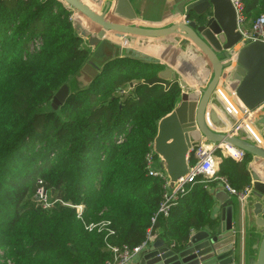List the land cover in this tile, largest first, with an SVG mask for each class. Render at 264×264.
<instances>
[{"label":"trees","instance_id":"obj_1","mask_svg":"<svg viewBox=\"0 0 264 264\" xmlns=\"http://www.w3.org/2000/svg\"><path fill=\"white\" fill-rule=\"evenodd\" d=\"M242 2L251 26L264 0ZM34 39L40 44L30 50ZM88 55L62 3L0 0V264H105L106 245L133 249L151 234L177 247L217 224L211 179L199 178L167 217L157 214L165 190L147 175L145 155L181 93L157 78L160 66L113 61L58 111H44ZM248 160L222 159L215 176L243 191ZM39 187L46 209L35 201ZM62 204H82L81 217ZM101 222L112 235L85 229Z\"/></svg>","mask_w":264,"mask_h":264},{"label":"water","instance_id":"obj_2","mask_svg":"<svg viewBox=\"0 0 264 264\" xmlns=\"http://www.w3.org/2000/svg\"><path fill=\"white\" fill-rule=\"evenodd\" d=\"M57 1L74 12L71 16L74 30L84 39L83 48L91 50L70 85L81 76L87 83L92 82L108 63L128 58L162 67L157 78L162 82H177L181 88L172 110L157 120L151 143L169 188H174L177 180L187 175V155L201 143L225 144L242 151L264 173L263 147L244 139L243 131L233 136L212 131L208 126H222L214 107L227 116L214 96L220 86L240 112L242 107L249 111L260 108L251 126L264 143V44L242 38L229 0H181L172 19L145 25L123 23L108 15L111 11L113 15H121L119 9L123 7L124 14L132 19L134 14L128 0H105L102 5L101 0ZM90 4L95 8L101 5V9L97 11ZM139 47L169 57L175 68L141 52ZM109 49L113 54L105 58L103 53ZM178 68L197 87L189 86ZM202 68L207 71L205 78ZM68 84L54 94L53 109L62 106L72 92L69 93ZM247 173L251 185L243 200L249 242L246 264H264V183L253 171L248 169ZM238 235L234 204L230 202L221 208L216 227L192 233L177 247L157 239L136 256L133 264H242L235 252Z\"/></svg>","mask_w":264,"mask_h":264},{"label":"built area","instance_id":"obj_3","mask_svg":"<svg viewBox=\"0 0 264 264\" xmlns=\"http://www.w3.org/2000/svg\"><path fill=\"white\" fill-rule=\"evenodd\" d=\"M236 17V23L238 30L244 39H248L251 42L259 41L264 44V15L257 17L249 28L244 27V16H243V2L242 0H229ZM40 44L39 39H34L29 46L30 50L37 48ZM124 91H120V94H124ZM216 96L221 102L222 106L227 111V116L234 120V126L226 131V134L238 136L239 131H243L247 140H251L254 144H260V140L254 133L251 126V119L258 109L249 111L242 107L243 112H240L225 96L221 88H217ZM151 144L149 146V152L145 155V168L147 175L153 178H159L163 181L164 194L163 200L159 206L157 214L167 217L171 208L176 206L181 198L187 194L191 186H193L198 179H211L218 181L223 187L224 191L230 196L236 197L240 202L245 198L248 189L243 191L234 190L227 182L224 177H216V169L222 158H230L235 162H242L245 158V153L239 151L231 146L225 144L213 145L209 143H201L197 148L193 149L187 155L188 173L185 177L177 180L174 188H169L168 179L163 171L159 170L155 166V158L152 152ZM191 160L194 163L190 164ZM35 200L43 209L48 208L51 203L49 202L47 190L43 187H39L35 191ZM66 207L73 209L76 213V217L80 218L83 212L84 206L82 204H62ZM108 222H101L98 224H89L85 226L87 231H106V237L112 235L113 232L109 230ZM155 236L148 234L142 244L133 249L127 247H116L106 245L107 249L111 252L112 258L105 264H127L130 259L134 256L139 255L143 250L147 249Z\"/></svg>","mask_w":264,"mask_h":264},{"label":"crops","instance_id":"obj_4","mask_svg":"<svg viewBox=\"0 0 264 264\" xmlns=\"http://www.w3.org/2000/svg\"><path fill=\"white\" fill-rule=\"evenodd\" d=\"M85 1L87 2V0H85ZM104 1L105 0H101V5L103 4ZM180 1L181 0H128L129 6L131 7L132 12L134 14L133 15L134 17L132 19H129L127 17V15L124 14L125 13V9L123 7H120V9H119V11L122 12L121 15H119V16L118 15H113L112 11H111V13H108V15L112 19L120 21V22H123V23H131V24L135 23V24H140V25L162 24V23H165V22H167V21H169L170 19L173 18L176 5ZM101 5L98 8H95V7H93L90 4V6H92L97 11H99L101 9ZM113 6H115V3H113ZM65 7L67 9H69L67 6H65ZM70 11H71V16H72L74 14V12L72 10H70ZM72 23H73V21H72ZM73 25H74V23H73ZM244 27L247 29L250 26H248V25H246L244 23ZM82 41H83V46L85 47L84 39H82ZM85 49H87V48H85ZM87 50L91 51L90 49H87ZM139 50L141 52L147 54L148 56L154 58V59L164 61L166 66H168L170 68L174 67L172 65V63H171V59L169 57L163 55V54H160V53L155 52L154 50H152L150 48H145V47L144 48L143 47L142 48L139 47ZM110 52H111L110 49L104 51L103 54H104L105 58H108L107 57L108 54H113L112 52L111 53ZM125 59H128V58H125ZM99 61H100V59H99ZM115 61H117V60H115ZM111 62H113V61H111ZM162 69L163 68L161 67L160 70H162ZM176 70L178 71L180 76L184 78V80L188 83L189 86L197 87L196 85H193V83L191 82L189 77L185 74V72H183V70H181L179 68L176 69ZM200 70H201L202 75L205 78V76H207V71L204 70V68H202ZM164 83H167V82H164ZM75 84H76V86H79L78 90H81L88 83L86 82L85 78L83 76H81V77H78L76 79ZM80 86H81V88H80ZM219 88H221V87L219 86ZM216 90H217V88H216ZM216 90L214 92V96L217 98ZM123 91L125 92L124 94H120V92L119 93L117 92V94H119L120 96L126 95L129 92V89L123 90ZM214 109H215V112H216L218 118L220 119V121L222 123V126L216 128V127H213V126H211L209 124L208 125L209 128L212 131H215V132H223V133H225L226 131H229V129L234 126V123H235L234 120L231 119L229 116H225L219 109H217V107H214ZM258 114H259V110L254 112V115L252 116V119H251L250 123H252L254 121L255 117ZM207 124H208V121H207ZM254 133L256 134L255 131H254ZM256 136L258 137L257 134H256ZM244 139H247L245 134H244ZM258 139L260 140L259 137H258ZM248 141L252 143L251 140H248ZM256 145H260L261 147L264 148V143L261 140H260V144H256ZM222 159H225V158H222ZM221 160H220V162H221ZM155 166H156L157 169L161 170L159 162H158V159H157V161L155 160ZM248 169H249V171H253L256 175H258L259 178L261 179V181L264 183V173H263V170L261 169V166L259 164H257L255 161H253L252 158H250V157H249V160L247 161V163L245 165L246 173H247ZM217 171H218V166H217L216 172ZM247 175H248L249 186H250L251 185V179H250V176H249L248 173H247ZM245 189L249 190L250 187L249 188H245ZM209 193L211 194V196L213 198V201H214L213 207H212V210H211V218L215 219L217 221V224H218V221H219V213H220L221 208L224 205L229 204L230 202H232L234 204V226L236 228V231H238V233H239V235L237 237V240H236V243H235V252L239 255L242 264H246L247 255L249 253V242H248V240L246 238V235H247V232H246V218H245V215H243V211H244V204L243 203L244 202L243 201L240 202L236 197L230 196L228 193H226L224 191L223 187L219 183L215 187L210 188L209 189ZM217 224H216V226H217ZM207 229L208 228H206V230ZM192 233H194V232H192ZM157 239H161V238L154 237L153 240L151 241L150 245L153 244L155 242V240H157ZM135 258L136 257L134 256L132 259H130L128 261L127 264H133L134 261H135Z\"/></svg>","mask_w":264,"mask_h":264},{"label":"rangeland","instance_id":"obj_5","mask_svg":"<svg viewBox=\"0 0 264 264\" xmlns=\"http://www.w3.org/2000/svg\"><path fill=\"white\" fill-rule=\"evenodd\" d=\"M86 50H87V49H86ZM68 85L71 86V87H70L71 90L69 89V90H70L69 93H70L71 91H72V92L77 91L78 88H79V86H76V84L73 83V82L71 83V85H70V83H69ZM80 88H81V86H80ZM72 92H71V93H72ZM49 108H51V110H52L53 112H55V111H58L59 106L56 107V109H53L52 106H49V107L46 108L44 111L47 112V110H50Z\"/></svg>","mask_w":264,"mask_h":264},{"label":"bare ground","instance_id":"obj_6","mask_svg":"<svg viewBox=\"0 0 264 264\" xmlns=\"http://www.w3.org/2000/svg\"><path fill=\"white\" fill-rule=\"evenodd\" d=\"M129 14V13H128Z\"/></svg>","mask_w":264,"mask_h":264}]
</instances>
